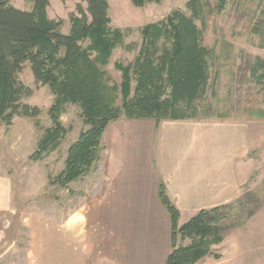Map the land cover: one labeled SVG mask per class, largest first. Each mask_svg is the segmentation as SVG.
I'll return each mask as SVG.
<instances>
[{"label":"trees","instance_id":"1","mask_svg":"<svg viewBox=\"0 0 264 264\" xmlns=\"http://www.w3.org/2000/svg\"><path fill=\"white\" fill-rule=\"evenodd\" d=\"M30 1L33 8L23 10L12 0H0V125H13L16 116L41 115L38 106L23 102L33 94L19 78L27 63L36 83L49 85L55 96L49 109L53 124L39 140L31 160H43L58 148L69 132L61 120L65 105L79 106L89 128L69 148L66 166L57 177L62 187L91 170L100 157L103 134L116 119H154L158 125L166 119L209 116L196 103L206 93L210 63L216 54L204 44L197 22L205 24L209 16L223 12L228 0H189L191 15L174 10L163 20L146 24L141 29V44H127L128 33L112 26L109 0H82L87 8L78 3L76 13L70 15L68 34L62 32L63 20L49 16L51 0ZM161 1L132 0L136 6ZM258 4L254 29L259 34L264 29V0ZM118 47L128 51L139 48L128 64L115 62L120 84L107 69ZM258 62L263 67L264 63ZM263 78L264 73L257 79L261 82ZM248 197L202 209L180 225V210L160 182V202L171 217L172 250L166 264H196L211 254L212 246L224 240L226 229L252 218L256 208L248 209ZM185 238L191 243L180 244Z\"/></svg>","mask_w":264,"mask_h":264},{"label":"rangeland","instance_id":"2","mask_svg":"<svg viewBox=\"0 0 264 264\" xmlns=\"http://www.w3.org/2000/svg\"><path fill=\"white\" fill-rule=\"evenodd\" d=\"M13 1L25 10L31 5L30 0ZM188 1L162 0L136 6L132 0H111L112 26L128 33L127 44H141V29L146 24L159 22L174 10L191 15ZM260 2L228 0L223 12L209 16L205 24L197 22L203 30L204 44L214 49L216 56L210 63L211 79L206 93L196 103L209 116L195 119L229 121L246 128L242 154H237L242 156L236 164L237 180L242 182L239 197L252 194L251 199L248 197V209L256 208L244 225L224 231V240L212 246V253L204 264H264V114L261 113L264 112V78L261 82L257 79L264 73V65H258V61L264 63V29L259 34L254 29ZM78 3L86 7L82 0L50 2L49 16L64 21L62 32L65 34L71 30L70 15L76 13ZM138 53L139 48L115 49L107 69L117 84L121 82V73L115 69V62L128 64ZM19 78L33 89V94L23 102L38 106L42 112L36 118L16 116L11 126L0 125V187L4 201L0 212V264H62L63 246L60 247L57 231L66 220L68 227L75 223L81 225L78 241L73 234H64L71 249L78 245V256L86 257L89 264H115L104 244L106 229L94 227L99 240L91 244L86 241L83 214L104 190L107 179L100 168L112 175L116 168L113 158L118 159L123 153L125 135L120 121L126 117L114 120L106 128L100 157L91 170L62 187L57 177L66 166L69 148L89 125L81 115V108L67 103L61 120L69 128L68 134L43 160H31L39 140L53 124L49 109L55 96L49 85L36 83L29 63ZM48 236L51 250L45 258L43 243ZM217 253L220 258L215 256Z\"/></svg>","mask_w":264,"mask_h":264},{"label":"crops","instance_id":"3","mask_svg":"<svg viewBox=\"0 0 264 264\" xmlns=\"http://www.w3.org/2000/svg\"><path fill=\"white\" fill-rule=\"evenodd\" d=\"M32 8L31 2L27 10ZM123 120L116 121L124 129L123 153L113 158L116 168L112 175L100 168L107 179L104 190L83 214L86 241L99 240L93 228L102 227L106 229L107 255L115 264H166L172 250L171 217L160 202V182L180 210V225L202 209L239 198L242 182L237 180L236 164L242 156L237 154H242L247 130L229 121L195 118L166 119L158 125L154 119ZM3 203L0 187V212ZM66 223L68 220L57 231L63 246V253L59 252L62 264H89L86 257L77 255L78 245L71 249L64 236L73 234L78 241L80 223L70 227ZM48 240L49 236L43 243L45 258L51 250ZM179 243L187 245L191 239ZM66 246L69 248L64 249ZM207 257L196 264H204Z\"/></svg>","mask_w":264,"mask_h":264}]
</instances>
